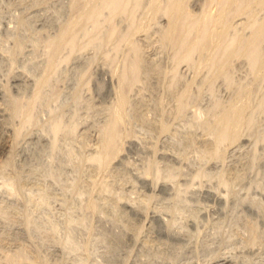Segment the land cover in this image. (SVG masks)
<instances>
[{
    "label": "rangeland",
    "instance_id": "1",
    "mask_svg": "<svg viewBox=\"0 0 264 264\" xmlns=\"http://www.w3.org/2000/svg\"><path fill=\"white\" fill-rule=\"evenodd\" d=\"M221 1L186 7L211 25ZM100 3L0 0V264H264V40L257 68L185 59L150 0L85 14ZM254 4L228 10L221 46L251 37ZM235 109L241 138L220 144Z\"/></svg>",
    "mask_w": 264,
    "mask_h": 264
},
{
    "label": "bare ground",
    "instance_id": "2",
    "mask_svg": "<svg viewBox=\"0 0 264 264\" xmlns=\"http://www.w3.org/2000/svg\"><path fill=\"white\" fill-rule=\"evenodd\" d=\"M150 0L151 2V11L155 10L156 13H161L164 18L167 19V22H166V29L164 30V33H163V37L164 40L166 42H168V39L169 41L171 40L172 42L175 41V45H177L178 49L181 51V54L180 55H184L185 56V59H189L190 56H191V53L195 50H201V51H205V50H208L210 49V47L212 46L213 48L215 47H218V49L220 50L221 49V54H217L215 55L217 58H218V55L221 56L222 58V66L225 64H227V62L229 60H232L231 57L233 58H236L237 56H245V57H249L250 61L252 60V62L255 64L256 62H258L255 66V68L258 67V65L260 64L258 58H260L261 56L260 55V51L259 49V45H260V41L261 39L264 40V20L263 21H259L261 24L259 25H254V30L251 34V37L249 36V39H247L246 41L243 40L242 41H239L241 39V37L239 38V40L237 38H233V40H229L230 42H227L226 40V43L222 46H221V42L225 39V34H227L229 31L227 30V28L230 26L229 24L231 23L230 21H227L226 18V13L228 15L229 13V16L231 14V12L229 11H232L230 9H228L229 6H231L232 4H235V3H238V1L240 2V5L237 7V5L239 4H235L236 5V11L233 10L232 13L234 12L235 14L237 13H241L242 14H246L248 15V13L250 14V12L253 10L255 11L254 9H252V6L254 3H257L259 6L260 5H263L264 4V0H224L225 3L223 1L222 3V6L221 5V2L219 4V10L216 11V13L218 14L217 16L214 15L215 17L213 18L212 15H211V20L213 21H209V22H212L211 25H206L205 23H207V21L204 23L206 17L209 18V14H205L206 17H204L203 15V19L204 21L202 22L200 19L201 17L197 16V15H194L193 13L191 14V12H189L187 10V7H186V1L187 0ZM213 0H211L212 2ZM216 1V0H214ZM100 4L98 5V7L94 8L93 7L90 9V8H86V12L85 14L87 13H91L92 16L91 17H97L99 14H100V11L102 9H108L111 13H126L128 11V7H129V4L130 2L133 3V6L134 8H137L138 6H140V4H142L143 0H100ZM210 2V1H209ZM202 3V2H201ZM219 3V2H218ZM225 4V5H224ZM255 5V4H254ZM257 5V6H258ZM209 6V5H208ZM211 6V5H210ZM256 6V8H257ZM262 7V6H261ZM261 7H258V8H261ZM230 8H233V7H230ZM264 8V7H263ZM205 9V8H204ZM229 10V11H228ZM201 12V11H200ZM257 12V11H256ZM205 13V12H204ZM212 13V12H211ZM215 13V11H214ZM254 13V12H253ZM196 14V12H195ZM236 15V16H237ZM240 15V14H239ZM240 15V16H241ZM250 15H253L252 12ZM249 15V16H250ZM256 15V14H255ZM146 16V15H145ZM243 16V15H242ZM247 16V17H249ZM199 17V18H198ZM226 17V18H225ZM252 17V16H251ZM256 17V16H254ZM146 18V17H145ZM213 18V19H212ZM232 18V17H231ZM202 19V20H203ZM210 19V18H209ZM249 19V18H248ZM247 19V20H248ZM168 20H169V26H168ZM146 21V20H145ZM200 21L202 23L203 28L201 30V27H199L198 25L200 24ZM233 21V20H232ZM249 21V20H248ZM254 21V20H253ZM252 21V23H253ZM230 22V23H229ZM245 22V21H244ZM258 22V21H257ZM204 23V24H203ZM233 23V22H232ZM231 23V24H232ZM249 23V22H248ZM150 24V23H149ZM254 24V23H253ZM252 24V25H253ZM206 25V26H205ZM247 25V24H246ZM248 25H251V24H248ZM247 25V27H248ZM136 26V25H135ZM137 26H140L137 25ZM141 26H145L143 24H141ZM201 26V25H200ZM146 27V26H145ZM147 27H149L147 25ZM197 27V29L201 30L200 31V34H198L199 36H197L198 38V41L194 44H189L188 43V34L190 32H192L195 28ZM246 27V28H247ZM253 27V26H252ZM74 27H70L68 32H67V36L72 32ZM235 28V27H234ZM137 29H140L137 28ZM136 29V30H137ZM142 29V27H141ZM229 29V28H228ZM244 29V28H243ZM134 31V30H133ZM139 31V30H138ZM196 31V30H195ZM227 31V33H226ZM247 31V30H246ZM133 34L135 32H132ZM250 33V32H249ZM191 34V33H190ZM229 34V33H228ZM196 35V34H195ZM162 36V35H161ZM66 37V34H63L60 36L59 39H64ZM227 37V35H226ZM231 38V39H232ZM134 39V38H133ZM243 39V38H242ZM262 40V41H263ZM163 41V40H162ZM71 42H72V45L74 44L73 43V39H71ZM225 42V41H224ZM262 43V42H261ZM168 44V43H167ZM214 48V49H215ZM217 49V50H218ZM217 50H211L212 53L215 51L217 52ZM261 50V49H260ZM200 51V52H201ZM262 51V50H261ZM214 52V54H215ZM218 53V52H217ZM213 54V55H214ZM223 54V55H222ZM210 58L211 60V64L212 61H214V57L213 56ZM262 55V54H261ZM202 56V54H201ZM211 56V55H210ZM236 56V57H234ZM264 56V55H263ZM203 57V56H202ZM220 58V57H219ZM231 58V59H230ZM263 58V57H262ZM208 61H209V58H206ZM216 59V58H215ZM263 61V59H261ZM218 61V60H217ZM216 61V63H217ZM210 62V61H209ZM230 62V61H229ZM231 63V62H230ZM263 63V62H262ZM261 63V64H262ZM209 63V65H211ZM260 64V65H261ZM229 65V64H227ZM259 65V67H260ZM215 66H217L215 64ZM140 67H141V63H140V60L138 58V56L135 57V61H134V64L132 66V78H133V81L137 80V77H138V74H139V71H140ZM218 68V67H217ZM220 68V67H219ZM223 69V67H222ZM226 69V68H225ZM254 69V68H253ZM259 69V68H258ZM262 69V68H261ZM220 71V70H219ZM224 71V70H222ZM113 72V71H112ZM217 72V71H215ZM256 72V69L255 71ZM264 72V71H263ZM218 73V72H217ZM223 73V72H222ZM259 73V72H258ZM257 73V74H258ZM260 75V74H259ZM121 76V75H120ZM224 76V74H223ZM226 78V77H225ZM130 83L127 79L126 76H121L119 78V84H120V90L123 89V88H126V87H130ZM120 92V93H119ZM118 93V108L117 109H121L124 107V105L126 104V97H125V94L122 92V91H119ZM116 94V93H115ZM241 95V94H240ZM242 101V100H241ZM244 102V101H243ZM117 103V102H116ZM245 103V102H244ZM242 104V103H241ZM243 105V104H242ZM241 105V108H243V106ZM238 106V105H237ZM235 107V105H234ZM245 107V105H244ZM227 108V107H226ZM238 108V107H237ZM246 109V108H245ZM122 110V109H121ZM233 110V108L231 109ZM236 110V109H235ZM230 111L228 114H226L227 112H225L226 116L224 115L222 118H220L222 120V130L218 133V135L216 136L217 137V140L219 141V143L221 144V141H226L228 140L229 141H233L234 143H236V141H239L240 138H241V135L239 133V130L238 128H240V120H239V116H238V113H237V110L236 111ZM120 111V110H119ZM116 112V115L114 116V119H113V122L111 123V126L113 124V128L111 127V135L112 133L115 132V127L121 122V117L120 115L118 114V112ZM227 111V109H226ZM243 110H241L242 112ZM244 112V111H243ZM114 113V112H113ZM121 113V112H120ZM242 114V113H241ZM240 114V115H241ZM223 115V114H222ZM243 115V114H242ZM242 117V116H241ZM243 119V118H242ZM243 123V122H242ZM241 129V128H240ZM218 131V130H217ZM241 131V130H240ZM161 133V132H160ZM167 133V132H166ZM215 133V134H216ZM115 136V135H114ZM112 139L114 138L113 136H110ZM111 139V140H112ZM111 140H108L106 141V144H105V147L106 149H109L111 146ZM114 140V139H113ZM217 142V141H216ZM3 144V143H2ZM2 144L0 143V151L3 149V146ZM113 152V151H112ZM95 161L97 163L100 164V166L102 167H105V165H107L108 163V160L106 161L105 163V157H103V155L101 154L100 156L98 157H94ZM146 177V176H145ZM153 188V187H152ZM219 192V191H218ZM154 194V193H153ZM221 196V195H220ZM127 202V201H126ZM135 206V205H134ZM156 218V217H155Z\"/></svg>",
    "mask_w": 264,
    "mask_h": 264
}]
</instances>
